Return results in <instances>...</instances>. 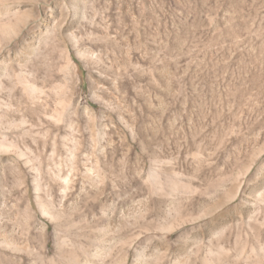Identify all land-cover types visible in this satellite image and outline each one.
<instances>
[{
    "label": "rangeland",
    "instance_id": "1",
    "mask_svg": "<svg viewBox=\"0 0 264 264\" xmlns=\"http://www.w3.org/2000/svg\"><path fill=\"white\" fill-rule=\"evenodd\" d=\"M0 264H264V0H0Z\"/></svg>",
    "mask_w": 264,
    "mask_h": 264
}]
</instances>
